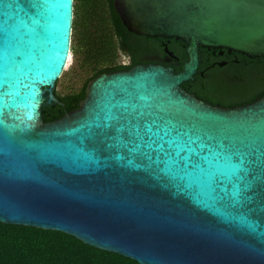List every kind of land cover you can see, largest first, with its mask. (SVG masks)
<instances>
[{"label":"water","instance_id":"water-1","mask_svg":"<svg viewBox=\"0 0 264 264\" xmlns=\"http://www.w3.org/2000/svg\"><path fill=\"white\" fill-rule=\"evenodd\" d=\"M114 5L130 30L185 41L183 69L103 72L79 106L45 121L75 0H0V221L142 264H264V95L223 106L183 86L200 47L264 56V0Z\"/></svg>","mask_w":264,"mask_h":264},{"label":"trees","instance_id":"trees-1","mask_svg":"<svg viewBox=\"0 0 264 264\" xmlns=\"http://www.w3.org/2000/svg\"><path fill=\"white\" fill-rule=\"evenodd\" d=\"M114 1L75 0L71 54L79 60L87 77L77 91L65 94L56 91L60 102L46 108L45 121L56 119L79 106L86 96L88 83L94 77L146 62L148 56L159 50L160 42L167 39L165 36H149L130 30ZM119 51H128L130 62L118 60ZM178 54L182 61L188 57L184 50ZM241 55L242 63L236 69L238 83L228 90L236 93L244 104L264 95V56ZM182 68V62L175 66L177 71ZM0 264L142 263L132 257L93 246L62 230L0 221Z\"/></svg>","mask_w":264,"mask_h":264},{"label":"flooded vegetation","instance_id":"flooded-vegetation-1","mask_svg":"<svg viewBox=\"0 0 264 264\" xmlns=\"http://www.w3.org/2000/svg\"><path fill=\"white\" fill-rule=\"evenodd\" d=\"M183 50L187 53L186 44L183 40L167 37L160 42L159 50L148 56L146 62L140 63H157L175 67L182 62L184 66L188 57L182 61L181 55L178 54ZM126 53L131 60L130 53L128 51ZM199 53L201 58L199 71L195 79L184 82L183 86L199 98L213 104L223 106L242 104L237 94L228 90L232 85L238 83L239 74L236 69L242 63V52L230 51L228 48L200 47ZM53 105L55 106L56 103Z\"/></svg>","mask_w":264,"mask_h":264},{"label":"rangeland","instance_id":"rangeland-1","mask_svg":"<svg viewBox=\"0 0 264 264\" xmlns=\"http://www.w3.org/2000/svg\"><path fill=\"white\" fill-rule=\"evenodd\" d=\"M117 58L124 63L130 61L129 55L124 51H119ZM86 77L87 74L81 69L79 60L72 53L64 72L57 80L55 89L61 94L77 91L83 85Z\"/></svg>","mask_w":264,"mask_h":264},{"label":"snow or ice","instance_id":"snow-or-ice-1","mask_svg":"<svg viewBox=\"0 0 264 264\" xmlns=\"http://www.w3.org/2000/svg\"><path fill=\"white\" fill-rule=\"evenodd\" d=\"M199 159L200 158L196 153H192L191 156L182 157L181 162H186L187 164L191 165L197 162Z\"/></svg>","mask_w":264,"mask_h":264},{"label":"built area","instance_id":"built-area-1","mask_svg":"<svg viewBox=\"0 0 264 264\" xmlns=\"http://www.w3.org/2000/svg\"><path fill=\"white\" fill-rule=\"evenodd\" d=\"M68 61H69V59H68Z\"/></svg>","mask_w":264,"mask_h":264}]
</instances>
